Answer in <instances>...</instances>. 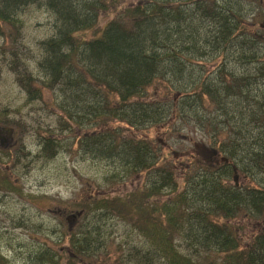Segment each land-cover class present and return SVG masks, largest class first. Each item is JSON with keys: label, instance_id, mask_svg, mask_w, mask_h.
I'll return each instance as SVG.
<instances>
[{"label": "trees", "instance_id": "obj_1", "mask_svg": "<svg viewBox=\"0 0 264 264\" xmlns=\"http://www.w3.org/2000/svg\"><path fill=\"white\" fill-rule=\"evenodd\" d=\"M30 6L50 13L54 35L42 43L38 87L30 74L20 75L21 86L35 99L42 88L53 92L54 109L71 134L79 130L78 152L89 162L117 165L112 177L147 171L148 179L122 196H90L71 212V224L60 217L38 222L45 237L20 260L2 253L0 228V264H264V230L244 242L233 224L264 226L260 0H138L124 8L119 0H0V23L13 27L11 35H19V17ZM113 11L99 35L81 36ZM250 15L251 28L244 23ZM209 54L217 63L212 72L201 62ZM109 122L138 132L165 128L169 139L172 130L178 135L175 126L192 123L208 134L206 149L227 162L194 161L189 151L190 161L182 162L156 141L119 140L118 128L102 132ZM44 141L50 157L64 149L51 135ZM199 148L204 158L208 152ZM1 177L0 168V185L16 191Z\"/></svg>", "mask_w": 264, "mask_h": 264}, {"label": "rangeland", "instance_id": "obj_2", "mask_svg": "<svg viewBox=\"0 0 264 264\" xmlns=\"http://www.w3.org/2000/svg\"><path fill=\"white\" fill-rule=\"evenodd\" d=\"M137 1L119 0V5L121 8H124V5L134 7ZM260 3L264 11V0H260ZM114 14L113 11L102 16L94 30H89L81 36L92 38L99 35L102 27ZM246 18L247 21L244 23L251 28V15ZM19 20L23 27L18 36L11 35L13 33L11 25L0 23V31L3 32L5 29L7 33L3 37V33L0 32V168L3 173L1 178L4 180L7 177L8 182L17 185L16 191L12 190L11 185H6L5 181L0 185V228L6 232L1 251L9 258L17 260L24 257L26 249L35 246L38 240L44 239V232H38L36 229L38 222L54 224L53 218L57 221L58 214L67 218L90 196L96 198L106 195L122 196L125 192L142 186L148 179L147 171L112 177L117 165L111 169L89 162L87 157L78 152L79 146L74 137L76 134L80 135L79 130L76 129L77 132L73 130L74 133L71 134L69 125L54 109L53 92L42 88L41 97L29 98L28 89L21 86L24 82L19 76L32 75L36 79L35 83L32 82L33 87H38L43 73L41 66H37L42 56L41 42L54 35L55 22L49 12L37 6L24 10ZM205 53L207 52L203 51V54ZM201 59L205 64L203 68L208 72L217 67V63L211 62V54L206 60ZM162 83L164 86L167 82ZM161 89L162 87L157 92L161 93ZM175 119L172 121V127L177 123ZM117 128L122 131L121 134H116L117 139L132 141L138 139L152 143L156 141L155 146H160L165 156L170 154L174 157L178 153L186 154V151H189L195 156L192 160L201 162L203 155L200 148L198 150L195 148L203 147L206 151H208L206 148H209L206 142L208 134L204 135L197 131V127L192 123L181 122L175 126L178 135L173 130L170 131L171 139L166 137L165 128L161 131L153 129L138 132L115 122H109L101 131L109 130L108 133L113 134ZM50 135L64 144V149L52 157L43 151L42 146ZM72 141L74 143L70 145ZM170 143L171 148L168 146ZM68 145L70 152H66ZM162 159L165 161L164 157ZM190 159L184 156L181 161L189 162ZM220 161L227 162L224 156ZM123 170L118 168L115 173ZM233 224L240 226L239 235L244 242L255 232L264 230L260 222L256 225L248 222ZM129 239L134 241L135 245L142 244L141 237L136 234L130 235ZM110 256H114V249ZM107 261L105 258L100 264H107ZM62 262L67 264L65 259Z\"/></svg>", "mask_w": 264, "mask_h": 264}]
</instances>
